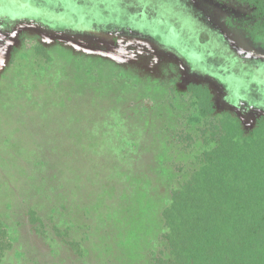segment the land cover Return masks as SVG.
Returning <instances> with one entry per match:
<instances>
[{
    "label": "rangeland",
    "instance_id": "obj_1",
    "mask_svg": "<svg viewBox=\"0 0 264 264\" xmlns=\"http://www.w3.org/2000/svg\"><path fill=\"white\" fill-rule=\"evenodd\" d=\"M178 1L1 3L21 14L0 16V220L14 238L2 264H148L194 151L187 88H207L246 133L264 111L254 91L264 63L235 67L242 60L203 45L198 16ZM193 1L216 5L228 31L264 53V36L249 37V2ZM243 91L248 115L229 104Z\"/></svg>",
    "mask_w": 264,
    "mask_h": 264
},
{
    "label": "trees",
    "instance_id": "obj_2",
    "mask_svg": "<svg viewBox=\"0 0 264 264\" xmlns=\"http://www.w3.org/2000/svg\"><path fill=\"white\" fill-rule=\"evenodd\" d=\"M12 1L17 2L0 0V16L7 14L8 21L21 15L2 8ZM246 1L255 19L249 33L264 36V0ZM187 94L195 112L187 121L194 135L185 130V138L181 135L194 151L186 157L187 177L169 188L148 264H264V111L246 133L230 112H215L207 88L190 85ZM238 108L248 115L253 107L248 111L244 101ZM176 157L183 159L181 152ZM167 163L176 169L174 158ZM28 215L33 221L34 213ZM12 233L0 220V264L13 248Z\"/></svg>",
    "mask_w": 264,
    "mask_h": 264
},
{
    "label": "flooded vegetation",
    "instance_id": "obj_3",
    "mask_svg": "<svg viewBox=\"0 0 264 264\" xmlns=\"http://www.w3.org/2000/svg\"><path fill=\"white\" fill-rule=\"evenodd\" d=\"M188 1H189V7H192L193 9V15L198 16L199 18L200 25L202 26V31L207 33L206 35L207 39L205 38L206 40L202 42L203 45H208L210 48L213 47L214 50L212 49V51L215 53L218 52V54L221 56H225V55H226L225 57L232 56L234 59L242 60L241 62L235 63V64H241V63L245 64L250 61L264 63V53L263 52L259 51L252 45L250 46L245 45L244 42H242V40L235 38V36H233L228 31L226 26L222 24L223 21L220 20L219 14L215 11L216 5L214 6L213 4H209L206 2L204 3V1H201L200 3L193 1V0H188ZM252 10L254 11L253 8ZM249 37L252 38L253 36L249 33ZM216 58H219V57H216ZM215 60H218V59H215ZM192 66H196V65L192 64ZM260 66L262 65L255 64L253 67L256 69H259ZM220 80L222 81L221 82L222 85L225 86L224 88L226 89V98L229 99L228 98L229 91L233 89L237 90L236 82L234 84L235 87H230L228 85V77H225ZM262 89L264 90V88ZM263 95H264V91L257 93L255 95L256 96L255 101L256 103H258L256 104V106L263 104L262 98H261V96ZM232 100H234V102L236 100H240L241 103L244 101H247L244 95L242 96L236 95L234 99ZM245 105H246V102H245ZM255 109H258V108H255Z\"/></svg>",
    "mask_w": 264,
    "mask_h": 264
}]
</instances>
